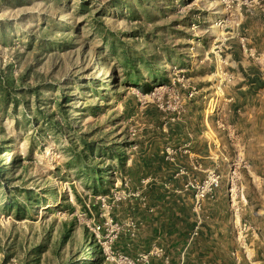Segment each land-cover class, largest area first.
Wrapping results in <instances>:
<instances>
[{
  "label": "rangeland",
  "instance_id": "1",
  "mask_svg": "<svg viewBox=\"0 0 264 264\" xmlns=\"http://www.w3.org/2000/svg\"><path fill=\"white\" fill-rule=\"evenodd\" d=\"M262 14L264 0H0V264H165L130 168L206 108L218 50L260 55ZM189 86L203 89L172 120ZM218 190L232 206L236 187ZM116 233L129 262L102 248Z\"/></svg>",
  "mask_w": 264,
  "mask_h": 264
},
{
  "label": "crops",
  "instance_id": "2",
  "mask_svg": "<svg viewBox=\"0 0 264 264\" xmlns=\"http://www.w3.org/2000/svg\"><path fill=\"white\" fill-rule=\"evenodd\" d=\"M252 43L253 49L261 55L262 65L255 58L250 57L246 50L242 51L237 45L230 44L231 50L226 57L227 64L222 71L215 66L212 75L203 73L199 76L205 92L215 90L219 83H224V97L227 99L224 103V112H227V121L237 133L239 148L243 151V157L248 164L247 168H241L239 171V182L237 180L234 192L236 199L232 206L227 205L225 199L227 194L219 191L218 188L208 196L215 197L219 206L226 212L206 217L209 223L218 227L214 232L213 246H215L210 254L218 257V264H264V44L260 47ZM225 78L228 81H224ZM195 115L193 110L187 115V126L184 127V137L179 145L171 144L164 139L159 146L154 147V149L159 148L160 155L166 161L168 160L162 153L165 147L187 148L189 153L179 152L174 162L168 161L175 165L176 173L180 166L187 169L188 175L177 177L181 179L183 190L188 178L202 181L205 177L204 171L194 169L195 161L203 170L215 168L222 175V180L226 181L228 165L225 158L227 154L230 157L235 154L233 144L226 131L218 128L214 115H208L206 108L200 111V121H195ZM185 130L188 131L187 135ZM150 142L152 140L148 142V150L153 151L154 149H149ZM156 180L145 178L135 186V189L140 191L142 197L140 200L144 207L146 200L142 192L147 189L150 182ZM165 186L169 188L168 184ZM152 211L153 209H150V212ZM196 214L199 224L201 218L199 212ZM242 222H247L252 227L245 243H240L237 238L238 226ZM196 230L197 227L184 246L178 248L180 253L178 264H183L186 254L191 252L195 255L198 253V247L205 248L198 246L194 249L193 238ZM158 240L157 237L152 240L149 249H161L165 253ZM165 264H169L168 256Z\"/></svg>",
  "mask_w": 264,
  "mask_h": 264
},
{
  "label": "trees",
  "instance_id": "3",
  "mask_svg": "<svg viewBox=\"0 0 264 264\" xmlns=\"http://www.w3.org/2000/svg\"><path fill=\"white\" fill-rule=\"evenodd\" d=\"M162 82L166 83L167 80L163 79ZM138 88L142 93H149L153 89V83L142 82ZM200 111L196 112L195 121H200ZM184 127L181 122L167 121V133L164 139L171 144L179 145L184 137ZM153 145L154 142H150L149 149ZM118 159L120 162L122 161L121 158ZM96 169H94V175H102V172ZM130 170L131 176L136 180L135 186L145 178L157 179L150 182L147 189L142 192L143 196L145 195L146 206L142 208L138 202H135L134 206L135 210L142 211V222L150 232L146 238L148 246L156 237L159 238V245L165 250L169 264H178L180 262L178 248L184 246L197 227L196 235L193 238L194 249L198 246H205L206 249L198 247L197 254L192 255L191 252L186 254L183 264H218V257L210 255L215 246H213L214 232L216 229L218 230V227L209 223L206 217L226 212L219 206L215 197H206L201 203L199 210L201 219L198 224V216L193 211L195 202L193 192L183 190L181 179L175 177V165L160 155L159 148L142 153L138 160L133 161ZM103 182H105L103 179L98 181L100 185ZM166 184L169 185V188L165 186ZM150 209L153 211L149 212ZM149 264H163V262L151 257Z\"/></svg>",
  "mask_w": 264,
  "mask_h": 264
},
{
  "label": "built area",
  "instance_id": "4",
  "mask_svg": "<svg viewBox=\"0 0 264 264\" xmlns=\"http://www.w3.org/2000/svg\"><path fill=\"white\" fill-rule=\"evenodd\" d=\"M226 25H227V22H225V26ZM243 40L244 39L241 38L242 42ZM242 46L244 47V45ZM218 53L219 54H217V56L219 57V59L217 58V61L220 62V65L218 66V70L222 71V67L227 64L226 57L223 58V56L220 54L221 53L220 50H218ZM250 56L252 58H255L260 65L263 64V61L261 60V55H256V52H253L251 50ZM224 81H228V79L225 78ZM188 89L189 90H188L187 95L183 99H181V102H182L181 107L179 109L172 108V111L174 112V115H175L174 116L175 118L173 117L172 120L180 119L181 114L185 112L184 104L191 98L195 97L198 93H200V91H202V89L198 88L197 86H189ZM145 96L152 97V96H156V94L153 91V92H150L149 94H146ZM204 97L206 98L207 96L204 95ZM175 99H180V96L176 94ZM225 102H227V99L224 97V83L221 82L215 87V90L212 93V95L209 96L208 101H207L206 111L208 115L210 116L214 115L216 117L218 128L226 131L227 136L229 140L231 141V143L233 144L234 149H235V154L232 157L225 158V161L228 162V172L226 174V181H227L226 183L229 189L232 190L233 187L234 188L236 187L240 169L247 168L248 164L243 157V151L241 150V148H239L237 133L234 127L231 126V124H229L227 121V112L226 113L224 112ZM179 152L189 153L187 148H182V147L172 148L169 146L165 147L162 153L164 154L165 158L168 161L174 162L175 156ZM193 167L194 169L204 171L205 173V177L202 181H196V180L188 178L187 182L184 185L185 190H192L194 192L195 202H194L193 210L197 213L200 210L201 203L203 202V200L206 197L211 196L214 193V191L221 186L222 175L219 172H217L215 168H208V169L203 170L202 166L196 161L194 162ZM186 175H188L187 169L183 166H180L175 176L179 177V176H186ZM127 183L128 182H125L126 185ZM132 195L136 197H140V191L137 190ZM120 199L121 198H117V200H120ZM128 225L130 227L131 235L134 236L135 230L137 228L136 222L134 220H130ZM119 229L120 228L117 227V231H119ZM251 231H252V227L249 223L242 222L239 224L238 231H237V238L240 241V243H245L246 238ZM115 238H117V233L112 238H109V240H106L101 244L107 256V259H114L117 256L119 260L124 261V262H129V259L126 256L122 254L116 255L115 252L113 251L112 247H113V242ZM153 254L157 256L162 255L163 251L161 249H155ZM150 255L151 253L144 254L142 256V260L146 263H149Z\"/></svg>",
  "mask_w": 264,
  "mask_h": 264
}]
</instances>
